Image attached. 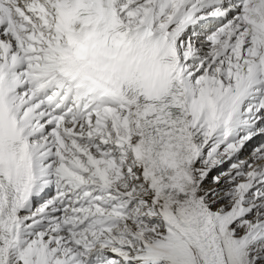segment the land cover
I'll return each mask as SVG.
<instances>
[{"label":"snow or ice","instance_id":"obj_1","mask_svg":"<svg viewBox=\"0 0 264 264\" xmlns=\"http://www.w3.org/2000/svg\"><path fill=\"white\" fill-rule=\"evenodd\" d=\"M0 264H264V0H0Z\"/></svg>","mask_w":264,"mask_h":264},{"label":"rangeland","instance_id":"obj_2","mask_svg":"<svg viewBox=\"0 0 264 264\" xmlns=\"http://www.w3.org/2000/svg\"><path fill=\"white\" fill-rule=\"evenodd\" d=\"M214 174V173H213ZM207 185L210 186L211 185V179L208 180Z\"/></svg>","mask_w":264,"mask_h":264}]
</instances>
